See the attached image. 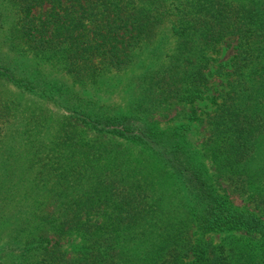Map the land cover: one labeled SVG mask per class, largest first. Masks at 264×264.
Returning <instances> with one entry per match:
<instances>
[{
    "label": "trees",
    "instance_id": "16d2710c",
    "mask_svg": "<svg viewBox=\"0 0 264 264\" xmlns=\"http://www.w3.org/2000/svg\"><path fill=\"white\" fill-rule=\"evenodd\" d=\"M3 1L7 48L74 83L139 68L119 108L45 86L0 50V80L67 110L18 114L0 97L1 164L14 157L29 174L11 182L5 165L0 184V205L25 186L9 215L0 207L13 264H264V0ZM170 180L179 202L164 200Z\"/></svg>",
    "mask_w": 264,
    "mask_h": 264
},
{
    "label": "rangeland",
    "instance_id": "374dc122",
    "mask_svg": "<svg viewBox=\"0 0 264 264\" xmlns=\"http://www.w3.org/2000/svg\"><path fill=\"white\" fill-rule=\"evenodd\" d=\"M4 1L0 0L1 6H3ZM46 4L44 5V7ZM38 11V10H37ZM10 19H7L9 21ZM2 32V30H1ZM4 37L1 34L0 36V50L5 53L8 57L16 58V59H25L26 63L24 64L29 69H35L36 67L42 71V74L44 75L46 79V85L49 80H53L54 82L60 81L68 85L69 88H72L73 90H77L81 92L85 96H91L94 98H97L100 102H103L106 106H116L119 108H127L129 107L130 99L133 96V89H134V82L135 77L132 78L137 72L139 71V68L137 65L132 66L125 70L124 72L120 73V78H114L110 80H105L100 84V87L92 86V85H80L77 83H74L71 76L65 73L64 71L58 70L56 68L51 67L50 65H47L43 62H40L36 57L32 56L31 54H28L27 56H23L19 53H16L15 51L7 48V46L3 43ZM232 48H227L225 52L223 53V57H227L231 54ZM23 67V66H22ZM42 86V85H41ZM43 87V86H42ZM136 87H138L136 85ZM47 88V87H45ZM0 97L5 98L8 100H14L17 101L19 106V112L18 114H66L67 110L63 107L62 103L59 101H56L54 99L48 98L44 95H39L36 90H29L22 86L16 85L12 82H9L7 80H0ZM203 101L198 102L197 104H202ZM177 112V108L173 109L169 116H174ZM155 116L164 118V115H162V112L160 113H154ZM176 117L175 119H170L169 121H166L165 119H162L161 124H167V123H174V122H182V121H188L185 117ZM20 123V122H19ZM193 128L190 131V138L192 141L198 143L200 138L202 137V127L196 123H193ZM46 133V132H45ZM137 151L136 148L133 151V155H136ZM14 157H11L9 161L1 164L0 161V184L1 180L5 179V170L4 166L9 165V169H15L10 170L9 174V180L11 182H17L20 183L21 177L26 176L28 177V172L25 170L24 167L21 166V162H15ZM161 173H159V176ZM26 180V179H22ZM21 180V181H22ZM171 182V183H170ZM170 182L166 181L164 184V189L166 191L163 193L164 200L165 201H171V198L173 197L176 202H179V200H182L181 197L183 196V190L181 187H179L178 183H176L173 180H170ZM23 187V188H22ZM14 191L15 188L13 187ZM25 186L23 183L20 185L18 190L15 191L14 198L12 194H10L8 197V200L5 205H0V207H3L5 212H7V215H9L11 209L13 208V205L18 200V198H21L23 196ZM182 190V191H181ZM6 195V192H5ZM231 197L233 198L234 202L237 204H247V201L239 197L236 194H232ZM2 194H0V199H4ZM17 199V200H16ZM181 206H184L181 202ZM19 206V205H18ZM16 206V209L18 208ZM12 226V221H7L2 226H0V264H13L12 259L7 255L9 252L5 248V245L7 243V240H5L6 236L5 233H3L2 230H9V228Z\"/></svg>",
    "mask_w": 264,
    "mask_h": 264
}]
</instances>
